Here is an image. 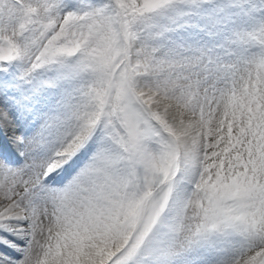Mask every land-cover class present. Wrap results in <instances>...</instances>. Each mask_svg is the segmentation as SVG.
I'll return each instance as SVG.
<instances>
[{
	"label": "snow or ice",
	"instance_id": "snow-or-ice-1",
	"mask_svg": "<svg viewBox=\"0 0 264 264\" xmlns=\"http://www.w3.org/2000/svg\"><path fill=\"white\" fill-rule=\"evenodd\" d=\"M0 264H264V0H0Z\"/></svg>",
	"mask_w": 264,
	"mask_h": 264
},
{
	"label": "bare ground",
	"instance_id": "bare-ground-1",
	"mask_svg": "<svg viewBox=\"0 0 264 264\" xmlns=\"http://www.w3.org/2000/svg\"><path fill=\"white\" fill-rule=\"evenodd\" d=\"M4 101V100H3ZM2 101V102H3ZM4 105H5V101H4ZM8 109H9V112H10V121L14 123L15 126H11L10 124H6L4 125V127L2 129H0V145H5V146H8V143H6V141H4V139L1 137V133L2 131L5 132V134H11V131L13 128H18L22 131H25V127L23 126L22 122L18 123L17 122V117L16 115L13 113V109H12V105L11 104H8ZM9 147V146H8ZM10 148V147H9ZM10 149H15V147H12Z\"/></svg>",
	"mask_w": 264,
	"mask_h": 264
},
{
	"label": "rangeland",
	"instance_id": "rangeland-1",
	"mask_svg": "<svg viewBox=\"0 0 264 264\" xmlns=\"http://www.w3.org/2000/svg\"><path fill=\"white\" fill-rule=\"evenodd\" d=\"M3 101V98L0 97V110H3L5 108V105H4V101ZM10 113V112H9ZM11 115V114H10ZM11 125V126H15L13 122H9L8 125ZM23 132V131H22ZM20 129H18L17 127L16 128H13L12 131H11V134H5L4 131H2L1 133V137L6 140L8 143L10 144H13L12 143V140H13V137L22 133ZM14 145V144H13Z\"/></svg>",
	"mask_w": 264,
	"mask_h": 264
}]
</instances>
